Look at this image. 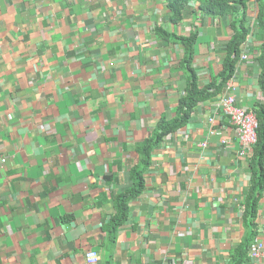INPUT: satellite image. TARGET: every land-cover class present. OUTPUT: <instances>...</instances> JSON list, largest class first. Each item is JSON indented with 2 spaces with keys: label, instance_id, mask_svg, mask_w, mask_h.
Here are the masks:
<instances>
[{
  "label": "crops",
  "instance_id": "obj_1",
  "mask_svg": "<svg viewBox=\"0 0 264 264\" xmlns=\"http://www.w3.org/2000/svg\"><path fill=\"white\" fill-rule=\"evenodd\" d=\"M256 1L234 72L153 149L143 192L111 238L138 145L186 94L177 39L197 34L192 67L214 89L237 17L206 15L200 0L178 24L167 0H0V264H85L90 249L100 264H237L250 234L264 240V190L253 223L245 218L255 148L239 155L221 110L230 93L258 120L264 106Z\"/></svg>",
  "mask_w": 264,
  "mask_h": 264
},
{
  "label": "trees",
  "instance_id": "obj_2",
  "mask_svg": "<svg viewBox=\"0 0 264 264\" xmlns=\"http://www.w3.org/2000/svg\"><path fill=\"white\" fill-rule=\"evenodd\" d=\"M194 0H167V5L170 9V19L173 23H180L184 17L185 12L191 7V3ZM248 2L249 0H200L198 11L210 15L213 17L232 15L237 18L234 19V23L238 22L239 27H236V32L229 43L230 59L227 60L225 68V76L222 82L213 86L200 87L197 80V75L192 67V61L194 57V45L196 42L197 34L190 36H181L178 41H182L186 47V59L185 63L189 66L190 76L186 88V94L180 100L177 115L173 120L161 119L158 129L152 136L145 139L138 145V151L140 154V160L135 166L132 172V179L134 181L133 187L125 192L118 194L115 198L116 214L110 221L111 238H115L121 225L127 220L129 214L130 202L142 194L145 186V174L147 173L150 163L151 154L153 149L161 143L164 135L169 132L175 131L184 126L189 119V116L196 108V106L208 99L213 95L218 94L224 85V82L232 75L236 63L239 61L240 46L248 38L249 27V14H248ZM258 14L257 21H259L261 27L264 29V0H257ZM196 11V10H195ZM236 21V22H235ZM264 64V56L261 58ZM264 85V71L262 73V82ZM261 108L258 110L259 116V129H258V142L255 146V158L257 157L256 164L251 163L254 168L253 184L250 193L248 194L246 202V214L247 221L253 223L256 215L259 201L261 199L262 192L264 190V106L259 105ZM254 161V160H253ZM255 232L250 234V238L246 241V247L244 254L237 259V264H244L247 260V256L250 249V244L254 240ZM255 236V237H254Z\"/></svg>",
  "mask_w": 264,
  "mask_h": 264
},
{
  "label": "built area",
  "instance_id": "obj_3",
  "mask_svg": "<svg viewBox=\"0 0 264 264\" xmlns=\"http://www.w3.org/2000/svg\"><path fill=\"white\" fill-rule=\"evenodd\" d=\"M248 58L247 52L241 54L242 60ZM221 110L232 120L238 130V141L241 146L239 155L241 157L251 156L258 142L259 120L255 112L238 106L234 93H230L222 99ZM249 259L253 261L252 264H264V240L260 237L255 238L250 244ZM99 261L98 251L95 249L87 251L85 264H100Z\"/></svg>",
  "mask_w": 264,
  "mask_h": 264
}]
</instances>
